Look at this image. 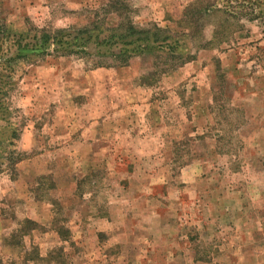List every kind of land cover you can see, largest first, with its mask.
<instances>
[{"label": "rangeland", "instance_id": "374dc122", "mask_svg": "<svg viewBox=\"0 0 264 264\" xmlns=\"http://www.w3.org/2000/svg\"><path fill=\"white\" fill-rule=\"evenodd\" d=\"M0 264H264V0H0Z\"/></svg>", "mask_w": 264, "mask_h": 264}]
</instances>
